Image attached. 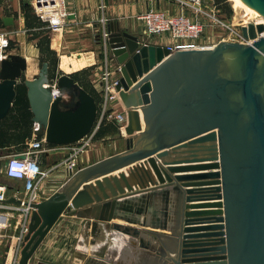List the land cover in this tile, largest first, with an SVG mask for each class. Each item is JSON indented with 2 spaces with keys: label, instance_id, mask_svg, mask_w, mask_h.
<instances>
[{
  "label": "water",
  "instance_id": "95a60500",
  "mask_svg": "<svg viewBox=\"0 0 264 264\" xmlns=\"http://www.w3.org/2000/svg\"><path fill=\"white\" fill-rule=\"evenodd\" d=\"M242 2L264 18V0ZM3 20L5 26L15 22L13 16ZM104 30L119 66L116 89L127 110L126 150L73 173L71 182L47 199L26 203L32 211L18 264L30 263L71 207L90 215L93 221L85 224L98 234L114 229L154 249L142 238L152 233L165 264H264V22L242 26L241 43L176 51L142 43L116 21L101 24L100 43ZM193 51L198 53H188ZM27 67L20 54L1 63L0 122L23 84L36 133L47 143L72 145L91 134L99 119L95 96L63 73L54 81L63 94L54 97L49 62L33 79H23ZM162 158L170 159L158 163ZM192 170L202 173H188ZM175 172L185 173L172 177ZM157 200L165 201L158 226L126 214H140L135 207ZM95 256L75 252L82 264H105Z\"/></svg>",
  "mask_w": 264,
  "mask_h": 264
},
{
  "label": "crops",
  "instance_id": "0c3cea01",
  "mask_svg": "<svg viewBox=\"0 0 264 264\" xmlns=\"http://www.w3.org/2000/svg\"><path fill=\"white\" fill-rule=\"evenodd\" d=\"M3 5L2 0H0V8H3ZM169 5L171 7H168ZM151 7L167 8L171 10V12L177 10V5L167 0H68L67 9L70 14L65 25L58 31L48 32L50 47L57 57V65L52 66L50 64L51 74L54 73L56 76L63 73L71 74L77 81V79L81 80L82 75L77 74L74 76V73L92 68L88 75V81L97 91L102 103L103 97L100 93L99 79L104 67V56L103 45L97 39V31L100 29L101 24L107 21H116L123 30L138 35L142 41L148 39L151 44L167 45L169 43L168 40L160 41L156 38L149 39L147 37H141L143 25L142 22L137 19V15L147 11ZM19 19V23L26 26L25 16L22 12L19 13ZM199 42L204 45L210 43L201 40H199ZM23 43L24 46L23 44L20 46L24 51L22 55L27 58H37L38 53L40 54L37 45L34 46L25 41H23ZM188 53L198 52L193 51ZM178 55H183V53ZM112 59L111 65L114 69L117 65L113 57ZM36 68L38 71L35 75H37L40 70L39 61L36 62ZM77 82L79 83V81ZM110 107L114 110L111 112V117L106 118V121L103 123L105 133H103L100 138L95 139L94 137L93 143L89 149L79 155L78 164L74 173L84 167L96 164L105 158L126 150L125 134L120 132L118 122L112 119L114 117L116 118L117 114L126 111L125 107L121 99L113 102ZM100 108L101 104L99 109ZM11 112L14 120L20 119L21 112L18 108L14 106ZM101 116L102 112H99L98 121H100ZM14 120L10 119L0 122V163L2 159L6 162L9 155L23 151L27 141H31L35 138H43H40V134L36 133L33 113L32 117L27 121L20 122V126H15ZM213 126H215V124L211 125L209 128ZM76 144L50 147L46 142L47 150L40 154L39 163L48 174L46 177L40 178L37 182L38 190L33 200L35 203L47 199L66 183L71 182L72 175L67 174L66 163ZM174 156L175 155L171 154L170 158ZM152 157H155V155ZM170 158L158 159V163L167 161ZM180 165L181 164H173L175 167H179ZM3 167L4 165H0V183L4 184L7 188L8 200H14L8 204L12 206L19 204V200H30L31 188L28 186V182L26 180L8 178L2 172ZM165 167L167 168V166H164V168ZM181 173L185 172H175L170 175L175 177V175H180ZM188 173L202 172L199 170H192ZM163 189L164 188H162V190ZM141 195H145V193L121 198L120 201L140 197ZM214 201L222 200H211L209 202ZM164 202V200H157L154 202L155 205L153 204V206H137L138 208L135 207L134 210L140 211V214L136 212L131 214L126 212V214L129 215L128 217H134L138 221H143L145 217H147L151 227L158 226L160 225L159 220L161 219L159 213L162 212L161 208L165 206ZM147 210L148 213H146ZM9 212L11 213V217L8 226L0 231V264H18L20 258V254L18 253L20 237L24 232L25 225H28L29 222V219L26 221L24 215L18 213L19 211L9 210ZM151 212L154 213V216H151ZM87 216L89 217L90 215L82 214L80 211L75 212L73 207H71V210L64 214L63 219L45 237L29 264H40L41 260H47L58 264H82V261L75 257L76 251H83L88 255H92V253H95V255L98 254V256H95L97 260L105 264H165L161 256L155 251L160 246V242L152 233L145 232L142 234V238L144 243L151 245L154 249L142 247L139 238L121 233L114 229H111L108 235L106 234L108 237H106L103 232L101 234H98V232L95 233L92 225L87 226L85 224V221H89L88 223L93 221L92 218H87ZM121 224L144 229L140 225ZM157 228L159 227H154L153 229L160 231ZM106 238L108 240H105ZM93 241L97 242L95 246H91L93 245ZM111 243H117V245L112 246L110 245ZM81 244H88V246L91 247L90 250L83 248ZM113 253L116 255L115 257L112 256ZM167 263L170 264L169 261Z\"/></svg>",
  "mask_w": 264,
  "mask_h": 264
},
{
  "label": "built area",
  "instance_id": "2783aa9c",
  "mask_svg": "<svg viewBox=\"0 0 264 264\" xmlns=\"http://www.w3.org/2000/svg\"><path fill=\"white\" fill-rule=\"evenodd\" d=\"M171 3L176 4L182 10L181 13H173L169 9L165 8H150L147 11L137 15V19L143 24L141 37L147 38H160L168 40V44L165 45L168 48L176 51L180 47L196 49L201 44L199 38L202 35L205 22L201 18H193L189 16L188 9H191L193 13L197 15H206L210 17L214 23L221 22L222 25H227L216 17L214 9L206 11L203 7V0H167ZM68 0H33L32 6L38 17L42 21L47 23V28L49 31H58L61 29L69 18V11L67 9ZM249 23H260L255 20L248 21V23L242 26H247ZM105 24V23H103ZM238 30H233L235 36L240 37L244 42L242 37L241 28ZM101 43L103 45V56H104V67L99 79L100 82V93L102 94L101 112L102 116L100 121H98L97 126L91 134L83 138L81 141L74 146L69 159L66 163V171L68 175H72L78 164V157L93 143L95 133L100 126L102 120L106 117H111V104L118 99H120L119 92L116 89L119 76L117 71L119 66L113 69L111 65L112 55L110 54L107 46L108 33L104 30L101 34ZM12 35L8 32H0V69L1 63L12 54L10 50ZM140 38V37H139ZM142 43H149V40H140ZM54 97L57 95H62L61 91L57 88L56 83L52 85ZM114 110V109H113ZM126 110V109H125ZM111 119V118H110ZM115 119L118 122V128L122 134H125V127L127 125V110L117 114ZM47 150L46 141L43 137L42 139H32L27 141L25 148L20 153H15L9 155L4 167L3 174L11 179L16 180H26L28 186L31 188V199L28 201L20 200L21 203L17 205L10 206L8 203L7 188L4 184L0 183V231L8 226L11 213L9 210L19 211L18 213L24 215L26 221L29 219L31 214V207L27 206L26 203H35L33 200L37 194L38 185L37 182L40 178L47 176V171L39 163V156L41 153ZM27 231V225L24 227V232L20 237V246L22 242V237Z\"/></svg>",
  "mask_w": 264,
  "mask_h": 264
},
{
  "label": "rangeland",
  "instance_id": "374dc122",
  "mask_svg": "<svg viewBox=\"0 0 264 264\" xmlns=\"http://www.w3.org/2000/svg\"><path fill=\"white\" fill-rule=\"evenodd\" d=\"M32 1L33 0H2V2L4 4L3 8H0V16L2 17V20L7 16H13L15 19L14 24L9 25V26L4 25V27L0 29V32L4 31V32H8V33H10V35H12V38H11L12 39L11 40L12 41V48L10 50L13 54L22 55L24 53L23 48L20 47L21 44H23V46H24L23 41L30 43L31 45H34V46H36V43L38 42V40L29 41L31 34L27 30L26 26H24V24L19 23V21H20L19 13L22 12L21 3H29L32 6ZM202 3H203V7L206 11H209L210 9H214L216 17L219 19V21H222L223 23H225L227 25V27H225V25H222L221 22L214 23V21L210 17H208L204 14L197 15V14L193 13V11L191 9H188L187 11H188L189 16H191L195 19L201 18L202 21H204L206 24L204 31H203L202 35L200 36L199 40L207 41V42H210L208 44H215V45L219 44L221 42H238V43L243 42L240 37H237L234 35V33H232L233 32L232 29L238 30L243 24H246V23H248V21L255 20V19H248L244 15L245 11H238V9L236 10V8L234 7V4L231 0H227L228 10L227 9L223 10V9L218 8V6L216 5V0H203ZM168 7H171V6L169 5ZM151 8H161V7H151ZM162 9H165V8H162ZM176 9H177L176 10L177 12L174 11L173 13H181L182 10L180 9L179 6H177ZM3 22H4V20H3ZM154 38L159 39L160 41L161 40H165V41L167 40V39L157 38V37H154ZM208 44H205V45H208ZM101 56H102V54H101ZM43 58H44V56L42 55V53L41 52H40V54L38 53L37 61L40 62V67H41V63H43V61H44ZM51 76L54 77L53 78L54 80L52 82V85H53L57 76L54 73H52ZM28 77L29 76L27 74H25L23 79L28 78ZM99 112H101V108L99 109ZM4 163L5 162L2 159L0 165L3 166ZM105 236L108 237L106 234H105ZM105 240H108V239L106 238ZM96 243L97 242L95 241V243L91 246H95ZM81 245L83 248H87L89 250L91 248L90 246H88V244H85V245L81 244ZM110 245L115 246V245H117V243H113V244L111 243ZM94 249H96V248H94ZM97 250H99V249H97ZM19 251H20V249L18 250V253H19ZM112 256L115 257L116 255L113 253Z\"/></svg>",
  "mask_w": 264,
  "mask_h": 264
},
{
  "label": "trees",
  "instance_id": "16d2710c",
  "mask_svg": "<svg viewBox=\"0 0 264 264\" xmlns=\"http://www.w3.org/2000/svg\"><path fill=\"white\" fill-rule=\"evenodd\" d=\"M216 5L220 9H223V10L227 9L228 10L227 0H216ZM21 10L25 16L26 28L29 31V33L31 34V37L29 38V40L30 41L38 40L36 45L39 48L40 52L44 55L43 60L44 61L47 60V61H49V63L52 66H56L57 65V57H56L55 52L50 47V38H49V34H48L49 29L47 28V23L42 21L41 18L36 15L33 7L29 3H22ZM3 23L4 22L2 20V17L0 16V29L4 27ZM11 48H12V41H11V45H10V49ZM91 69L92 68H88V69L78 71V72L74 73V76H76L77 74L82 75L81 80L77 79V81H79V83L82 87H84L87 91H89L92 95L95 96V98L99 104V107H100L101 99H100L97 91L91 86L90 82L88 81V75L90 74ZM14 106L16 108H18V110L21 112L20 119L14 120V118L12 117V112H10V114L1 122L13 119L15 121L14 122L15 126H20L21 125L20 122L27 121L30 117H32V111L30 109V104H29V100H28V96H27V88L23 84L20 85L18 88L17 97H16V100L14 102ZM14 106H13V108H14ZM13 108H12V110H13ZM105 121H106V117L102 120L99 128L97 129V131L95 133V139L100 138L103 135V133H105V131L103 129V123ZM42 137H43V135L40 134V138H42ZM47 144L50 147L57 146V145H54L51 143H47Z\"/></svg>",
  "mask_w": 264,
  "mask_h": 264
},
{
  "label": "bare ground",
  "instance_id": "6f19581e",
  "mask_svg": "<svg viewBox=\"0 0 264 264\" xmlns=\"http://www.w3.org/2000/svg\"><path fill=\"white\" fill-rule=\"evenodd\" d=\"M234 4V7L238 11H245V16L248 19H255V21L258 22H264V18L261 16V14H255L248 6H246L242 0H231ZM27 59V71L26 74L29 76L28 79H33L35 73L38 71L36 68V62L37 58L35 57H25ZM32 76V77H31ZM43 87H48L46 84L43 85ZM110 232V230H107V232H104V234H107Z\"/></svg>",
  "mask_w": 264,
  "mask_h": 264
},
{
  "label": "flooded vegetation",
  "instance_id": "af4514ba",
  "mask_svg": "<svg viewBox=\"0 0 264 264\" xmlns=\"http://www.w3.org/2000/svg\"><path fill=\"white\" fill-rule=\"evenodd\" d=\"M49 62V61H48ZM49 67H50V63H49Z\"/></svg>",
  "mask_w": 264,
  "mask_h": 264
}]
</instances>
